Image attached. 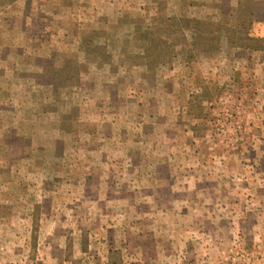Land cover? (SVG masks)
Segmentation results:
<instances>
[{
	"label": "rangeland",
	"instance_id": "1",
	"mask_svg": "<svg viewBox=\"0 0 264 264\" xmlns=\"http://www.w3.org/2000/svg\"><path fill=\"white\" fill-rule=\"evenodd\" d=\"M0 264H264V0H0Z\"/></svg>",
	"mask_w": 264,
	"mask_h": 264
}]
</instances>
